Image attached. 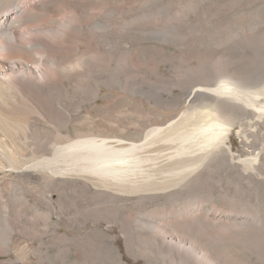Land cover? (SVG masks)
Returning <instances> with one entry per match:
<instances>
[{
	"label": "bare ground",
	"instance_id": "1",
	"mask_svg": "<svg viewBox=\"0 0 264 264\" xmlns=\"http://www.w3.org/2000/svg\"><path fill=\"white\" fill-rule=\"evenodd\" d=\"M83 1L0 0V208L8 214L0 245L17 243L15 260L0 264L47 259L41 232L36 239L13 237L37 232L55 218V231L66 229L57 237L58 264H256L252 258L264 264V201L245 191L254 180L264 185L255 179L264 167V138L221 125L241 116L264 127L261 92L229 84L199 87L188 97L192 103L210 100V109L188 106L176 122L144 138L129 131L139 125L130 120L123 130L111 129L109 107L100 101L114 88L169 104L175 88L184 86L173 72V52L155 66L159 56L143 44L183 46L187 14L195 7L165 16L166 5L158 2ZM251 38L237 30L229 41L243 52ZM47 147L52 153H43ZM250 149L255 157L237 161L236 154L249 155ZM24 182L43 184L45 195L21 187ZM232 243L242 249L233 250Z\"/></svg>",
	"mask_w": 264,
	"mask_h": 264
},
{
	"label": "rangeland",
	"instance_id": "2",
	"mask_svg": "<svg viewBox=\"0 0 264 264\" xmlns=\"http://www.w3.org/2000/svg\"><path fill=\"white\" fill-rule=\"evenodd\" d=\"M90 1L92 3H99V1H100V3H102V1H103V3H123V4H128V3L134 4V3H141V2L153 4V3L158 2L159 6H165L166 5L165 7L167 8V11L164 14L165 16L175 15L176 13H177L176 15H182L183 12L180 11V8L181 9L184 8L185 10H188V8L189 9L192 8L193 5H194L193 7H195V10L193 13L191 12V13L187 14L188 16H187V22L186 23H187V27H188L187 29L189 32V34H188L189 36L186 38V40H185L186 43L183 46L175 48L174 46H172L168 43H166V44H160L159 43V44H155V46H157V48H159L158 49L159 51L157 52V49L155 48L154 44H151V43H149L150 45L148 43L143 44V47H145L146 52H148L152 57H155V56L160 57V58L158 57V58L154 59V65L155 66L161 65V64L165 63L166 61H168L171 57V53L173 52L172 54L175 56V60H176V67L173 68V72H174L176 79H179L181 77L179 80H181L183 82L184 86L175 88L174 93H173L174 94L173 98L171 100V103H169V104H165L164 101L162 100V98H158V99H154V100H147V101L146 100L144 101L140 97V95H139V97L137 95V96L132 98L130 96V93H128V92L126 93V92H123L122 90H120L118 88H114L112 91L109 92L110 98L108 100L100 101L101 105H106L107 108L109 107L108 108L109 115L107 114L106 119H107V121L109 123V127H111V129L117 128L116 131H119V130H123V129L127 128L128 125L125 121H128V122L131 121L132 123L133 122L139 123V125H135L134 127H128V128H129L130 132H132V133L136 132L139 136L144 138L146 136L147 132H149V130L152 131V129L153 130L154 129H164L165 127L167 128L168 126H170V124L176 122V120H178L179 117L183 116V112L185 111V108L186 109L188 108V106L189 107L192 106V107H196V108L198 107V109H201L202 111H204L205 108L210 109L212 107V104H210V100H206V101H204L205 102L204 103V102H202V100L197 99L195 102L192 103L191 102L192 99L191 98L189 99V97H188V94H190V92H192V91L194 92L195 90L201 89V88H203V89H216L218 87H221V85L229 84V85H232L236 88L238 87V89L240 91L245 92V93H249V92L250 93H259V92H261L259 94H261L262 96L260 95L259 97L261 99H264V95H263L264 94V42H263L264 41L263 40L264 39V25H263L264 23L262 22V21H264V0H230V1L229 0H207V1H205V0H90ZM78 2L85 3V1H83V0H78ZM197 3H199V4L197 5ZM186 4H189V5H187V7H186L185 6ZM177 6H178V8H177ZM262 7H263V9H262ZM199 8H200V10H199ZM206 11L208 13H206ZM172 12L175 14H173ZM180 13H182V14H180ZM253 14H255V15H253ZM242 15H243V17H242ZM249 15H250V17H249ZM234 20L235 21L237 20L235 24H234ZM243 20H245V21H243ZM232 21H233V23L230 24ZM255 23H257V25H255ZM261 23H263V24H261ZM239 24H241V27L238 26ZM243 24H246V26ZM249 24H252V26ZM224 26H227V28ZM247 26H248V28H247ZM255 26L258 30L255 28ZM239 28H242V29H239ZM244 28L245 29L247 28V30H246L247 32L245 31ZM236 29L239 31L244 30V32L247 34V36L249 34V37H252L251 42L248 43V45H250V46L248 48H246V50L243 52L242 51L238 52L237 50H235L234 49L235 48L234 42L229 41V38L231 36H233L234 33L235 34L237 33ZM215 31H217V32H215ZM254 31H256V32H254ZM253 32H254V34L250 35V33H253ZM258 33H259V35H258ZM195 36L197 38H195ZM228 36H230V37H228ZM227 37H228V39H226V41H225V38H227ZM219 39L221 41H223V40L224 41L222 43H219L218 42V41H220ZM227 40H228V43H227ZM257 40H259V42ZM214 41H216L217 43L215 42L212 44V42H214ZM261 41H262V43H261ZM209 43H210V45H209ZM198 44H200V45H198ZM223 44H225L224 45L225 47L223 46ZM206 47H209V48H206ZM163 50H165L166 52ZM183 50H184L185 54L183 53ZM259 50H260V52H259ZM203 51H206V56L204 54L205 52H203ZM181 54H182L181 58L183 57V59L185 61L187 60L186 62L180 58L179 55H181ZM167 55H169V56H167ZM199 55L202 57L201 59H203V57H204V59H203L204 61L200 59ZM177 56H179L178 59H176ZM167 57H169V58L167 59ZM185 57H188V58H185ZM190 59H191V61H190ZM208 60H210L211 62ZM220 60H221V62H220ZM185 63H187V65H185ZM200 63H201V65H200ZM200 66L202 67V69ZM161 67H162V65H161ZM225 67L227 68V70ZM213 68L216 70H214ZM218 69H220V70H218ZM162 70H164V69L162 68ZM178 71H180V72H178ZM212 72H213V74H212ZM215 72H217V73H215ZM207 73H208V75H207ZM182 75H184V76H182ZM199 87H201V88H199ZM242 88H244V89H242ZM183 94L184 95L186 94V95L184 96ZM187 100H189V102L185 103V101H187ZM136 103H137V105H136ZM198 103H199V105H198ZM184 104H186V105H184ZM204 104H207V106L204 107ZM182 105L184 106V109L182 108L183 110L179 109L180 107H183ZM136 106L137 107L139 106V107L137 108ZM149 106H150V108H149ZM169 106H170V108H168ZM148 109L150 111H148ZM250 109L251 110L253 109L255 112L258 110V108H250ZM116 111H122V112H126V113L129 111L128 112L129 114L127 113L128 117H126V118L120 117V115L116 114ZM140 112H142V113H140ZM151 114H153V116ZM235 118L232 117V119L223 120V121H221V125H223L225 127H231L233 124L238 131L241 129L240 127H242V129L240 130V134L242 136H244V135L250 136L254 131L257 134H259V135H257V137L264 138V127H260V125L257 123V121L255 124V122H253V120H250L249 118H246V117L239 116V117H237L238 119L236 118V120H235ZM124 119H126V120H124ZM243 122H245V123H243ZM248 122H249V124H248ZM250 123H252L253 126ZM247 126H248V128H247ZM250 127H252V128H250ZM113 139H118V138H113ZM253 141H254V139H253ZM262 143L263 142H259V144H262ZM253 147H255V145ZM51 149H52L51 147H47L46 149H44L43 153L50 154V153H52ZM253 149L249 150L251 153L249 155L244 154L242 156L240 154H238V155L236 154V157H238L237 161H241L243 163V161L245 160L246 157L247 158H249L248 156L255 157L256 154L252 153ZM2 175H3V171L0 170V176H2ZM255 179L261 180L263 182L262 184H264V167L261 168V173L259 171V176H257V178H255ZM252 184L254 185V187L252 189H250L251 191L250 190H245V191H248L249 193L254 192V193H256V195H258V194L262 195L259 197H262L263 199H261V200L264 201V185L258 186L257 183L255 182V180H254V182H252ZM20 185H22L21 187L25 186V188H27V187L28 188H37L38 195H42V196L45 195L44 193L41 194L42 192L45 191L43 184L37 183L35 185V183L24 182V184L20 183ZM208 190L209 191L213 190L215 192V190H214V188H212V186H210ZM40 191H42V192L40 193ZM7 216H8V214L4 210L1 209L0 210V226H1L0 228L4 229V231L8 225V222H6V220H5ZM56 223H57V220L55 218L50 223L46 222L44 228H42L41 230H39L37 232H32V233H30V235L28 233V235L23 236V238H22V235L20 234L21 233L20 231L17 234H14L13 241L14 240H20V239L21 240H25V239L27 240L28 236H30L31 239H33V238L36 239V237H39L42 234H44L45 238L43 240V243H44V246L49 248V250H48L49 251L48 252L49 257H47V259L35 257V258H33L32 264H58L57 261L54 263V261L56 259L55 256L57 254V251H56L57 250V242H58L57 237L59 235H64L66 229L64 227H61L56 232L54 229L56 227V225L58 224V223L57 224ZM23 224L25 225V223H23ZM4 225H5V227H4ZM1 232H3V230ZM40 232L42 234H40ZM44 232H46V233H44ZM11 243L9 244V247H8V245H3V246L0 245V259H4V260H13L14 259L15 260V258H16L15 253H13L11 250L13 249V247L14 248L16 247L17 243L13 242L12 244H14V245H12ZM34 243L35 244H30V245H31L32 250L36 251V249L39 247V243H41V242L37 241ZM6 246L10 249L9 251L7 250L8 248L6 249ZM230 246L233 250L242 249L241 245L238 243H235L234 245L232 243ZM2 247H3V249H2ZM4 247H5V249H4ZM76 257H77V259H82V257L77 253H76ZM248 257H250V256H248ZM252 260H253V262L255 261L254 263H256V264H261L260 262H258L257 259H256L257 260L256 261L255 259L252 258Z\"/></svg>",
	"mask_w": 264,
	"mask_h": 264
}]
</instances>
